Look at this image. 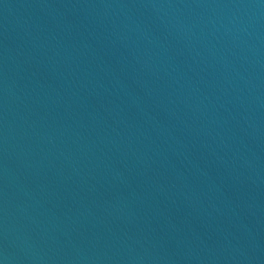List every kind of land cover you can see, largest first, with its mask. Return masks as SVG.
Instances as JSON below:
<instances>
[{"label": "water", "instance_id": "obj_1", "mask_svg": "<svg viewBox=\"0 0 264 264\" xmlns=\"http://www.w3.org/2000/svg\"><path fill=\"white\" fill-rule=\"evenodd\" d=\"M0 264H264V0H0Z\"/></svg>", "mask_w": 264, "mask_h": 264}]
</instances>
